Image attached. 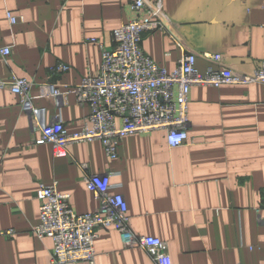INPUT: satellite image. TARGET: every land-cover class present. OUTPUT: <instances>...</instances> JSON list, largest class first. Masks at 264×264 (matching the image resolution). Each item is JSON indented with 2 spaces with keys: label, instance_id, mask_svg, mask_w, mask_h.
Wrapping results in <instances>:
<instances>
[{
  "label": "crops",
  "instance_id": "1",
  "mask_svg": "<svg viewBox=\"0 0 264 264\" xmlns=\"http://www.w3.org/2000/svg\"><path fill=\"white\" fill-rule=\"evenodd\" d=\"M157 1V0H150ZM173 34L196 55L199 73L219 55L226 67L251 74L264 60V0H159ZM133 0H0V79L32 84L33 117L20 99L0 89V264H49L53 242L37 238L36 192L56 185L78 214L98 202L85 174L111 175L112 193L123 195L128 225L136 236L167 246L174 264H264V84L193 86L185 144L169 148L161 131L124 138L114 160L98 141L72 144L54 158L36 145L41 128L58 116L69 132L80 131L90 109L72 94L47 95L95 76L101 64L96 39L112 46L111 34L129 18ZM22 17L11 25L7 14ZM143 52L168 73L181 52L165 33L152 32ZM58 64L68 66L55 73ZM80 164H87L84 172ZM95 264H154L140 247H124L116 229L97 231Z\"/></svg>",
  "mask_w": 264,
  "mask_h": 264
},
{
  "label": "built area",
  "instance_id": "2",
  "mask_svg": "<svg viewBox=\"0 0 264 264\" xmlns=\"http://www.w3.org/2000/svg\"><path fill=\"white\" fill-rule=\"evenodd\" d=\"M129 18L111 34L112 46L106 47L96 39L101 51V64L95 76H86L74 88L64 92L54 85H46L47 95L63 99L72 94L78 104L90 109L80 131L69 132L56 116L41 128L36 145L48 144L54 158L67 156L72 144L98 141L105 156L114 160L121 142L129 135H147L161 131L166 134L169 148H178L187 140L188 104L193 86L264 84V60L251 74L226 67L219 55H205L216 68L199 73L195 67L196 55L177 38L168 22L159 0H133ZM11 25L23 23L22 17L7 14ZM152 32L167 34L181 52L176 69L168 73L149 58L141 48L143 38ZM8 56L10 50H0ZM68 66L58 64L55 73H64ZM32 84L25 79H0V89L9 90L20 99V107L33 117L37 114L31 105L29 90ZM80 168L88 171L87 164ZM111 175L85 174L86 189L98 202V210L89 214L76 213L69 204V195L60 193L55 184L40 185L36 192L39 223L32 230L37 238L53 242L49 264H95L94 242L97 231L114 228L124 247H140L149 254L154 264H174L161 240L136 236L128 225L127 204L123 195L112 193ZM13 230L0 228V236L9 238Z\"/></svg>",
  "mask_w": 264,
  "mask_h": 264
}]
</instances>
